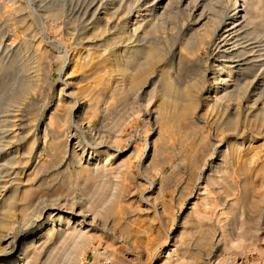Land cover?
I'll list each match as a JSON object with an SVG mask.
<instances>
[{
	"label": "bare ground",
	"instance_id": "6f19581e",
	"mask_svg": "<svg viewBox=\"0 0 264 264\" xmlns=\"http://www.w3.org/2000/svg\"><path fill=\"white\" fill-rule=\"evenodd\" d=\"M88 1L89 0H84V2L80 4V1L76 0V2L73 3L72 6V9L75 10L77 13H82L81 11L84 10L86 15H90V19L89 17L87 19L90 21L89 30L85 33H82L81 36L77 38V40L83 45L85 43L91 42L92 39V45H94L93 42L95 41V39L101 38V40L100 39L99 40L104 43L103 44L104 48L106 47L107 48L106 51L109 52L105 53L106 52L105 49L102 50L101 47L98 48L99 50L97 48H92L90 44H89L90 47L88 46V44H86L81 49L80 48L77 49L73 47L74 50L68 56L69 60H71L70 61L71 66L70 68H66V69L62 68L61 72L63 73V77H61L60 80H58V82L54 84L55 89H59V92L55 97L53 106L50 104V107H48L47 110L45 111L43 110L44 114L47 116V120L43 122L39 120L41 115L40 112H43L40 108L37 109L36 111H33L32 113L30 112L31 115L28 117V119H23V118L21 119V117H19L18 114H15L13 117L17 119L16 121L10 120L11 118H13L11 112L15 111L16 108L21 106V104H24V100L29 101L30 94L32 93L36 94L40 90V88H42L41 85L42 74L44 73L46 75V78H49V73L51 72L50 63L52 62H49L50 61L49 57L56 50V48L59 49L60 46H67L68 42L66 40L69 41V39L66 38L67 35L63 37V35L56 34L55 33L56 28H55L53 33L45 32V35L48 39L47 42L50 43V44L48 43L45 44L43 41L46 39H43L44 38L43 37L42 40L39 41L38 39L36 40L35 39L37 35L36 32L28 29L29 27L28 28H26V26L11 27L7 23L6 24L1 23L0 25V98L1 99L3 98L4 95H6L5 92L7 91L9 85L12 83L11 82L9 84L10 80L14 81V78L15 80H17L15 82L17 86L15 85L14 87H12V89L14 90L13 94L11 96H8V98L7 97L4 98L2 110L4 107L6 114L0 117V125H1L0 126V184L2 183L4 184V185H0V187H3L4 189V187L6 188V185L9 183L10 185L13 184L14 186H18L20 183H22L21 180L19 179L23 178V176L27 173L29 169L28 167L25 170L26 167L24 168V166L27 165L31 166V164L35 162V151L37 144L40 141V139H43L45 145L49 146L50 152L53 155L54 154L59 155L60 153H58V150H63L67 153L70 150H72L71 154L73 160L77 159L83 162V160L84 159L86 160L87 157L89 162L87 163L86 161L87 164H85L86 172L84 173V176L86 178L84 179L90 178L91 180L88 179L90 185L91 183H94L96 185V183H98L99 180H102L103 182L102 187L101 188L99 187L100 191L95 192L98 196H102V195L106 196L107 191L110 188V182H111L110 180H112L110 179V176L116 174L115 177L119 179V181L114 185L115 187L114 192H112L111 190V194H110L111 196H109L108 194V204L106 207L107 214L114 212V215L122 219L127 213L130 214L131 212H133V210L135 211L137 209L141 212L154 214L153 219L150 217L152 220H154L160 216H165V212L167 211L166 206L163 203L162 205H164V207L163 206L158 207L156 204H154V202L150 200L151 198H153V194L155 190H157V193H155V197H154L155 202L157 203L162 199L163 185L157 188L155 184L151 182L150 185H148L149 187L147 188V191H145L146 192L145 197H141L143 203L142 204H140V202L137 203V205H135L136 207L133 206L134 204H132V201L128 203V205L123 204L122 191L125 190L126 187L125 183L128 182L126 177L132 172L131 168L133 167V159L137 158L138 160L137 167L138 166L144 167V164L146 163L145 162L146 157L152 159L150 161L151 164L153 161H155L154 158H156L155 157L156 154L160 153L163 146H167L170 145V143L173 142L176 143L177 141H180L181 144H184L187 150L190 151V153L188 151L187 162L182 163V166H185L184 168L186 169L191 167L193 169L200 168L199 166L202 157L203 156L205 157L207 155V151H206L208 147L207 137L209 136L208 133L210 132L208 131L206 135L204 132L205 131V127H203L204 125L199 122L200 118L204 116L203 115L205 114L204 112L207 113L208 110H212V109L215 110V108L218 107L219 105L220 106L223 105L224 102L228 100L230 101L231 99H234L235 97L243 94L244 92H250L260 87L264 89V38L261 37L264 32V26L262 27V25H260L261 27H256L258 24L257 22L259 21L258 19L260 18L261 20V17L264 18L263 17L264 13L260 12L261 8L264 9V0H177V1L176 0H90L89 2ZM48 2L53 3L55 2V0H49ZM232 4L233 6L235 5V7H233ZM183 6H184V11L194 19L192 20L193 27H189L187 31L185 30L186 32H184L178 48L172 53L170 52L171 51L170 48L173 45L175 46V44H177L175 43L176 36H172V38L171 37L160 38L158 37L157 31L159 30L160 27H164L163 24L166 23L167 21L166 19L170 20L174 16L175 8L177 7L182 8ZM57 7H61V6L57 5ZM18 8H20V6ZM135 8H138V11L136 10L137 14L136 13L132 14ZM22 9L20 10L23 11ZM50 10L49 13L47 14L48 18L53 17L58 19L67 16L66 11L62 7L54 8L53 10H51V12ZM4 16L5 18H7L6 15ZM18 19L21 18L18 17ZM16 20L14 22H16ZM20 21L22 20H19V22ZM222 21H224L223 24ZM57 22L55 21V23ZM62 23L63 22H61V24ZM76 26L77 25L75 24V28ZM43 27L46 29L47 25L43 23L41 25V29ZM18 28L24 30L23 35L17 33L16 30ZM75 28L73 30H75ZM35 29L37 31V27ZM111 29H113L114 31H111ZM12 30H14L13 33H11ZM71 30L72 29L70 28V31ZM73 30L72 32L74 34V32L76 31ZM43 33H44L43 31H40L41 35ZM73 34H71V37ZM251 35L254 36L256 35L257 37L255 36L256 38L255 37L252 38ZM171 40L173 41L171 42ZM118 44L122 45L120 50L117 47H115ZM111 46H114V48H110ZM59 50L61 51V49ZM60 58H62V56H60ZM204 61L205 62L207 61V63H209L210 65L208 66V64H204ZM114 76H117L118 77L117 81L120 82L119 92H116L118 90L115 89L116 95L118 96V98L115 97V99L113 97V94H111L114 92V91L112 92V90H114L113 88L114 86L112 84V77ZM11 77L12 79H10ZM46 86H47V82H46ZM147 86L153 87L152 89L150 88L151 90L149 92L150 95H153L156 92L159 93L161 97L160 103L157 105L156 107L157 111L155 113L156 120L160 126L159 129L160 134L157 135L158 137L156 136L157 138H155L153 145L150 143L152 145V147L150 148V150L152 151L151 154H148V152L146 153L147 147L145 146V144H143L144 142L139 143V141L138 142L134 141L130 145L124 142L125 145L122 144L116 145L110 143L96 142L94 139H92V134L94 135V129L92 128L94 120L100 117L101 118L106 117L105 120H108L107 116H109L110 119L112 118L110 117L111 115L118 113L119 117L117 118V120L115 119V117H113L115 119L113 123V128L115 129V135H116V136L114 135V137H116L115 138L116 140H120L121 142L127 140L128 138L123 139L128 135V133H126L127 130L130 129L132 130L134 129V127L136 128L137 119L142 115L140 113L141 115H139L138 118L136 119L133 118V114L136 113L137 111L135 98L138 95V93H140L143 89L145 91V88ZM201 97H203V100H201ZM256 102L257 99L255 103ZM43 108L45 109V107ZM198 122L203 125L202 129H204V131L200 128L201 126H199L200 124L198 125ZM108 123L109 122L107 121L106 124ZM145 123H147V121ZM239 123H240L239 115L237 116L236 114H233L232 116L230 115V117L226 118L225 124L224 125L221 124L222 126H220L219 130L217 131V132L220 131V134H224L225 131H228L230 133L227 137L220 138L219 142L226 143L227 145L224 147L225 150H221L223 154L219 158L222 159V162L224 163L223 166L224 168L226 166L228 167L229 165L234 164L233 165L235 166L233 167L235 168L234 173L237 175L238 177L237 179L239 180L238 186H240L241 184L240 186L241 188L239 187L238 189V195L231 198L230 197L231 193L229 190L227 189L223 190L224 187L217 188V186H215L216 184L225 185L226 182H230L231 179L230 178L228 179L229 174L223 175L222 173L223 171H220L219 168L214 167L209 175L206 174L208 176L204 180V185L201 186L200 189L202 193L199 194L198 198L195 201L193 200L194 202L192 203V207L190 208L191 210L190 212L188 211L189 212L188 217L192 220V225H194L195 222L204 221L207 217H209L210 209H212L219 202L224 207L223 209H227L225 211L221 209L222 210L221 213L227 212L228 214H226L227 217L225 218L226 219H228L229 217L231 218L230 221L227 222L226 225H224L225 228L224 231H226V233L228 232V234L233 236L235 231L239 230L238 231L239 232L238 235L240 234L239 242L234 245L235 242L233 241L235 240H233L232 241L233 243L231 242L229 243L231 244L230 246L233 245L235 250L237 249L245 250L249 247H252V249L254 247L255 250H258L259 247L257 243L254 244L253 242H251L252 244H249L247 243V241H248V237L250 236L249 234L252 231L249 222L253 220V217L256 218L257 214H260L264 211V163L260 162L261 164L260 165L258 164V159H262V157L264 158V143H261L260 141V143L256 142L255 144H253V137L248 136L249 144L248 143L246 144L248 137H246L243 133L242 134L236 133ZM102 127H104V125ZM144 128H146V126ZM243 128L241 130H243ZM39 129H43V134L38 137L37 136L38 132L36 133L35 131H38ZM258 129L260 130V128ZM206 130H208V128ZM213 132L211 131V133ZM250 135L252 136V134ZM146 138L147 136H145V140ZM218 145H220V143ZM164 149H166V147ZM142 150L143 153L140 154V151ZM162 158L164 159V156ZM164 160H166V158ZM41 162L43 163L44 161ZM41 162L36 163L35 167L31 169V171L29 170L30 172H28L29 174L28 176H26V178H28L27 181L30 182V180H34L33 178L37 176V174H39V172H41L43 168H46L45 163L48 162L45 161L44 163L45 165L42 164ZM156 163L157 162H155L152 165H155ZM146 167L148 169L150 168V165ZM175 167H177V164ZM229 170L232 171V169ZM57 171L56 172L54 171L55 174L59 173L58 169ZM178 173H180V171ZM196 175H197V171H196ZM82 178L80 177L78 178V180L79 179L81 180ZM68 179L69 178L67 177L66 180ZM84 179L83 181L86 182ZM165 179L166 182L170 181V178H165ZM143 180H145L147 184L150 182V179L147 178L146 176L143 178ZM88 183L86 187L90 186L88 185ZM128 183L130 184L131 182ZM185 183L184 185H186ZM33 184L31 185L24 184L25 186L24 189L22 188L23 190L21 189L20 191L18 190V187L14 188L13 186V189H11L9 194L8 193L1 194L0 264H40L42 262V259H44L43 262H45V263L42 262L43 264H76L75 253L79 252L82 249V247L89 245L90 240H93L92 239L93 235L91 234L92 232L90 233V230H88L87 228V225H90L91 223L88 224L87 222L88 220L86 219V216L82 215L81 209L78 210L80 212H77L71 210L68 211V209H65L64 207L61 206L46 207L42 210L39 216H37L36 226L31 228L29 227L30 229L27 228L29 230H27V232L24 233L25 236L21 237L20 236L21 233L18 234L16 232V229H18V227L27 225L28 222L25 221L26 218H28V216L31 215L33 212H37L38 211L37 209H39L41 198L38 196V191L35 190V188L33 187L35 184L34 185ZM62 184L65 185V183ZM83 184L80 183L81 186ZM82 187H84V185ZM88 188L85 189L84 187L83 189L84 191H86V193L88 192L89 195V191H87ZM118 188L119 190H117ZM66 189L68 188H65V190ZM89 189H91V187ZM131 190L133 191L134 189ZM231 190L233 193V189ZM81 191L82 193L84 192L83 190ZM70 192L71 191H69V193ZM74 192L75 190L72 193ZM189 194L190 192L187 193V196H189ZM171 200L170 201L173 202V199ZM177 201L179 203V200ZM169 204L171 206V203ZM216 211L213 212L216 213ZM92 215L94 214L92 213ZM148 215L149 214H147V216ZM168 215L169 217L173 216V215L171 216V212ZM218 218H220L219 215ZM102 219H104L103 216ZM215 220L217 221V219ZM216 221L215 223H217ZM143 222H141V224H143ZM148 224L149 223H147V226ZM145 226L146 225H144L143 228H146ZM149 226L145 230L149 229V231H151ZM25 227H28V225ZM145 232L147 233V231ZM151 232L149 233L151 234ZM197 233L198 232H196V234ZM189 235H191L190 230L183 232L182 237L183 236L188 237ZM149 237H147V243L151 238L155 239L154 236L151 238ZM200 239H202V237ZM206 240L208 239L206 238ZM62 241L64 242L76 241L74 242L75 244H73L75 251H73L71 255L69 254L70 258L68 259L66 256L65 257H60L59 255L52 256L51 254L53 247ZM111 242L109 244L112 245V247L110 245L107 246L108 248L111 247L114 249L113 244ZM200 243L202 244L203 242ZM137 244L139 246V243ZM167 244L168 243H166L162 249L165 250L166 247H170L171 245L172 246L176 245V243L173 244L169 243L168 245ZM148 246L149 245H147L146 247L147 250L150 249V247ZM184 248H186V246ZM230 249L228 247V250ZM97 251L98 253H100L99 250ZM195 251L193 253H195ZM224 251H227V249ZM82 253L83 252H81L80 254L81 256L84 255ZM107 253L109 254V252ZM117 253L119 252L117 251ZM227 253L228 252H226V254ZM108 254H106V257L111 256ZM167 254L170 255V257H172L174 253L172 254L169 251V253ZM113 255L115 256V253ZM178 255L179 254L175 255L176 258L173 255L174 256L173 258H175L173 264L179 262L180 260L183 261L182 260L183 258L179 260ZM130 257L132 258V256ZM245 257H247V255ZM115 259L114 261H116ZM151 260L149 264H151ZM117 261L115 263H117ZM224 264H238V263L228 262Z\"/></svg>",
	"mask_w": 264,
	"mask_h": 264
},
{
	"label": "rangeland",
	"instance_id": "374dc122",
	"mask_svg": "<svg viewBox=\"0 0 264 264\" xmlns=\"http://www.w3.org/2000/svg\"><path fill=\"white\" fill-rule=\"evenodd\" d=\"M18 1V2H17ZM49 0H1L0 1V16H4L6 15L7 18L4 17H0V25L1 23H7L8 25H10L11 27H24L26 26V28L35 31L36 32V40H44L43 42L45 44H50L45 35L46 33H53L54 29H55V33L59 34V35H63V37L66 36L68 40H66L67 42V46H60L59 49H61V51L56 48V50L51 54V56L49 57V62L51 64V72L49 73V78H46V75L43 73L41 76V82H42V88H40V90L35 94H30L29 96V101L28 100H24V104H21L20 107L16 108L15 111H12V117L15 114H18L19 117H21V119H28V117L31 115V113L33 111H36L37 109H41L42 111L47 110L48 107H50V104L53 106V103L55 101V97L57 96V93L59 92V89H55L54 84L56 82H58V80H60L61 77H63V73L62 68L66 69V68H70L71 66V60H69L68 56L71 54V52L74 50V48L77 49H81L83 48L86 44H90V46L92 48H102L105 49V51L107 50V48L103 46V42L100 41L101 38L95 39V41L93 42L94 45H92V39L91 42L85 43V44H81L77 38L81 36L82 33H85L89 30V26H90V21L87 20L88 17L90 19V15H86L85 11H81L82 13H77L75 10L72 9L73 3L76 2V0H55V2L53 3H49ZM80 1V4L82 2H84V0H77ZM90 1V0H89ZM88 1V2H89ZM177 1V0H176ZM3 2V3H2ZM17 2V3H16ZM39 2V3H38ZM13 3V4H12ZM16 3V4H15ZM25 3V4H24ZM23 4V5H22ZM14 5V6H13ZM20 8H18L17 6ZM22 5V7H21ZM32 5V6H31ZM61 6L62 8H64V10L66 11V15L64 17L61 18H53L47 17V14L49 13V10H53L54 8H61V7H57ZM17 8H16V7ZM24 6V8H23ZM64 6V7H63ZM233 6V4H232ZM235 7V5L233 6ZM23 8V9H22ZM29 8V9H28ZM39 8V9H38ZM70 8V9H69ZM261 8V7H260ZM259 8V9H260ZM13 9V10H12ZM19 9V10H18ZM20 9H22L23 11H21ZM34 9V10H33ZM178 9V10H177ZM50 10V12H51ZM138 8H135L134 11L132 12V14H137ZM8 11V12H7ZM35 11V12H34ZM45 11V12H43ZM47 11V13H46ZM181 11V12H180ZM174 16L169 20L166 19V23L163 24L164 27H160L159 30L157 31L158 37L160 38H167V37H171L172 36H176V41L175 46L173 45L170 48V52H174L181 40H182V36L184 34V32H186L188 30L189 27H193V21L194 20L192 17H190L185 11H184V6L182 8H175L174 10ZM180 12V13H179ZM184 12V13H183ZM260 12L264 13V9H260ZM3 13V14H2ZM182 13V14H181ZM2 14V15H1ZM11 14V15H10ZM23 14V15H22ZM76 14V16H75ZM9 17H8V16ZM17 15V16H16ZM29 15V16H28ZM78 16V17H77ZM83 16V18H82ZM17 17V20H16ZM21 18V19H18ZM23 17V18H22ZM41 17V18H40ZM73 17V18H72ZM264 17V16H263ZM9 18V20H8ZM27 18V20H26ZM44 18V19H43ZM75 18V19H74ZM176 18V20H175ZM186 18V20H185ZM188 18V19H187ZM190 18V19H189ZM5 19V21H4ZM42 19V21H41ZM60 19V20H59ZM82 19V20H81ZM263 19V20H262ZM8 20V21H7ZM16 20V22H14ZM19 20H22L19 22ZM58 20V22H57ZM63 20V21H62ZM72 20V21H71ZM259 21L257 22V26L256 27H261L260 25H262V27L264 26L263 22H264V18L261 17L258 19ZM10 21V22H9ZM32 21V22H31ZM55 21L57 23H55ZM74 21V22H73ZM81 23H80V22ZM61 22H63L61 24ZM70 22V23H69ZM171 22V23H170ZM179 22V23H178ZM32 23V24H31ZM45 23L47 25V28L45 29L44 27L41 29V25ZM69 23V24H68ZM74 23V24H73ZM85 23V24H84ZM224 23V21H222V24ZM263 23V24H262ZM31 26L34 25V26ZM53 24V25H52ZM57 24V25H56ZM61 24V25H60ZM72 24V25H71ZM75 24L77 25L75 28ZM170 24V25H169ZM52 25V26H51ZM56 25V26H55ZM71 25V26H70ZM55 26V27H54ZM58 26V27H57ZM68 26V27H67ZM73 26V27H72ZM37 27V31L36 28ZM54 27V28H53ZM73 30L75 28L76 31L72 32V30L70 31V28ZM85 27V29H84ZM169 27V28H168ZM51 28V29H50ZM60 28V30H59ZM162 28V29H161ZM186 28V29H185ZM34 29V30H33ZM58 29V30H57ZM68 29V30H66ZM83 29V30H82ZM174 29V31H173ZM57 30V31H56ZM169 30V31H168ZM176 30V31H175ZM186 30V31H185ZM14 30H12L11 33H13ZM18 34L23 35L24 30L23 29H17L16 30ZM40 31H43L44 33L41 35ZM111 31H114L113 29H111ZM173 31V32H172ZM66 32V33H65ZM80 32V34H79ZM170 32V33H169ZM262 32V30H261ZM10 33V34H11ZM61 33V34H60ZM69 33V34H68ZM165 33V34H163ZM182 33V34H181ZM71 34L72 37H71ZM167 34V35H166ZM179 34V35H178ZM264 34V32H263ZM262 34V38H264ZM108 35V34H107ZM106 35V36H107ZM256 36V35H255ZM254 35H251L252 38L255 37ZM41 37V38H40ZM250 37V35H249ZM257 37V36H256ZM255 37V38H256ZM40 38V39H39ZM73 39V40H72ZM100 39V40H99ZM72 41V42H71ZM173 40H171L172 42ZM73 43V44H72ZM96 43V44H95ZM102 43V44H101ZM174 43V42H173ZM98 44V46H97ZM71 46V47H70ZM89 46V47H90ZM103 46V47H102ZM120 44L116 45L115 47H117L119 50L121 49ZM64 47V48H63ZM74 47V48H73ZM109 48V47H108ZM110 48H114V46H111ZM66 50V51H65ZM99 50V49H98ZM63 51V52H62ZM104 51V52H105ZM67 52V53H65ZM70 52V53H69ZM109 51H106L105 53H107ZM57 53V54H56ZM62 53V54H61ZM60 54V55H59ZM65 55V56H64ZM60 56H62V58H60ZM64 56V57H63ZM57 57V58H56ZM63 61H62V60ZM67 61V62H66ZM69 61V62H68ZM56 62V63H55ZM62 62V64H61ZM65 62V63H64ZM68 63V64H67ZM70 63V64H69ZM53 64V65H52ZM204 64H208V66L210 65L209 63H207V61H204ZM64 65V66H63ZM67 66V67H66ZM211 67V66H210ZM61 73V74H60ZM115 77V79H114ZM112 77V84H113V88L114 90H112L113 93V97L115 99L118 98V96L116 95V92H119L120 89V82L117 81L118 77L114 76ZM14 78V77H13ZM12 79V77L10 78ZM56 79V80H55ZM17 80L14 81L10 80L9 82V87L7 89V91L5 92L6 95L3 96V98L0 100V117L5 115L6 112L4 110H2V106H3V102H4V98H8V96H11L13 94V89L12 87H14L16 85ZM46 82H47V86H46ZM116 82V83H115ZM212 82V81H210ZM44 83V84H43ZM50 84V85H49ZM119 85V86H117ZM17 86V85H16ZM50 87V88H49ZM118 87V88H117ZM150 88L152 89V86H147L144 89L138 93V95L136 96V108L137 111L136 113L133 114V118H138L139 115H141L138 119H137V126L136 128L134 127V129H130L127 130L126 133H128V135L123 138L127 140L125 141H120V140H116L114 137L115 135V129L113 128V123L115 121V119L117 120V118L119 117L118 113L111 115L109 119V116H107L108 120H105V118H98L95 119L93 122V126L92 128L94 129V135L92 134V139H94L96 142H103V143H110V144H122L125 145V143L128 145L132 144L134 141L139 143L144 142L143 144H145V146L147 147L146 153L148 152V154H151V150L150 148L152 147V145L154 144L155 138H157L158 134H160V126L156 120V107L157 105L160 103V95L159 93H154L153 95H150ZM261 88V87H260ZM256 88L258 90H253L250 92H244L243 94L235 97L234 99H231L230 101H226L224 102L223 105H219L218 107L215 108V110H208V112H204L205 114H203L198 122V125L201 126L200 128L202 129V126L205 127V131L204 129H202L205 134L207 135L208 131H210L208 133L207 140H208V147L206 149L207 151V155L204 157H202L201 159V163H200V168H196L193 169L191 168H184L185 166H182V163L187 162L188 160V151L187 148L184 146V144H181L180 141H177L176 143H170V145L167 146H163V148L161 149L160 153L156 154V158L155 161H153L150 164V161L152 159H150L149 157H146L145 159V164L144 167H137V158L133 159V167L131 168V173L126 177L128 182L134 183L133 184H129L128 182H126L125 180V192L122 191L123 196L122 195V200H123V204H127L130 203L132 201V204H134L133 206L137 205V203L140 202V204L143 203V201L141 200V197H145L147 188L149 187L148 185H150V183H154L155 186L158 188L161 185H163V190H162V199L160 201H158L157 203L155 202V193H157V190H155L154 194H153V198H151L150 200L152 202H154V204H156L158 207H164V205L166 206V212H165V216H160L154 220V214L152 213H146V212H141L139 210H133V212H131L130 214L127 213L122 219H120L119 217H117L116 215H114V212L107 214L106 213V207L108 204V194L109 196H111V190L112 192H114V185L115 183H117L119 181V179H117L115 177L116 174H114L113 176H110V188L107 191L106 196H98L95 192L100 191L99 189L102 187V180L96 181L98 183H96V185L94 183H91L88 179H84L86 178L84 176V173L86 172V165L89 161L86 157V160L84 159L83 162L80 160H73L72 159V150H70L68 153L63 151V150H58V153H60L59 155L57 154H52L50 152V148L48 145H45L43 139H40V141L37 144L36 147V151H35V162H33L30 165L24 166L25 170L29 167L27 173L23 176V178H20L19 180H21L22 183H20L18 186H14L13 184L10 185L7 184L6 188L4 187H0V197L2 193L5 194H9L11 189H13L15 187H18V190L20 191L22 188L24 189V184H33L35 190L38 191V196L41 198L40 199V205H39V209H37V212H33L31 215L28 216V218H26L25 221L28 222V227H25L27 225H24L22 227H18V229H16V232L18 234H20L21 237L25 236L24 233L27 232V230H29L31 227H35L36 226V218L37 216H39V214L42 212V210L46 207H52V206H56V207H64L65 209H68V211H78L79 209H81V213L83 216H86V219L88 220V224L87 228L88 230H90V233L93 235V240H90L89 245H86L85 247H82V249L75 253L76 254V264H149L150 260H151V264H173L174 259L176 258L175 255L179 254L178 258L179 260L182 259L183 261H179L176 262L175 264H224V263H238V264H264V211L260 214L256 215V218L253 217V220H251L250 223V228L252 229L251 233L249 234L250 236L248 237V241L247 243L252 244L251 242H253L254 244H258L259 249L255 250L254 247L252 249V247H249L245 250H240L237 249L235 250L234 246H230L231 244H229L230 242L234 243V245L236 243L239 242L240 239V234L238 235V231H235L234 235L231 236L230 234H228V232L226 233L224 225H226L227 222L230 221V217L228 219H226L225 217H227L226 214H228L227 212H222L227 210V209H223L224 207L222 206V204H220L219 202L212 208L210 209V214L209 217H207L204 221H198L195 222L194 225H192V220L188 217L189 216V212H190V208L192 207V203L198 198L199 194L202 193L201 186L204 185V180L206 179V177L210 174L211 170H213V168H219L220 171H223V175H228V179L230 178L231 181L230 182H226L225 185L222 184H216L215 186H217V188H223V190H229L231 195L230 197L233 198L235 196L238 195V189L241 186L239 185V180L237 179V175L234 173V169L233 166L234 164L229 165L228 167L226 166L225 169L224 163L222 162V159L219 158L221 157V155L223 154V152H221V150H225V146L227 145L226 143L223 142H219L220 138L222 137H227L230 133L228 131H225L224 134H220V131L217 132L219 130V127L225 124V120L227 117H230V115L232 116L233 114L239 115L240 117V123L238 125L237 128V134H244L246 137L250 136L253 137V144L257 143H264V89L263 88ZM46 89V90H45ZM112 89V88H111ZM115 89H117L118 91H116ZM44 90V91H43ZM57 90V91H56ZM149 90V91H148ZM158 90V89H157ZM156 90V91H157ZM116 91V92H115ZM42 92V93H41ZM111 92V91H110ZM39 93V94H38ZM52 93V94H51ZM145 93V94H143ZM51 94V95H50ZM116 96H115V95ZM118 94V93H117ZM246 94V96H245ZM33 95V96H32ZM140 95V97H139ZM258 95V96H257ZM40 96V98H39ZM253 98H252V97ZM256 96V97H255ZM47 98V99H46ZM50 98V99H49ZM148 98V99H147ZM36 99V100H35ZM237 99V100H236ZM257 99V102L255 103ZM39 100V101H38ZM44 100V101H43ZM119 100V99H118ZM147 100V102H146ZM201 100H203V97H201ZM236 100V101H235ZM245 100V101H244ZM253 100V101H252ZM42 101V102H41ZM262 101V102H261ZM45 102V103H44ZM119 102V101H118ZM139 102V103H137ZM146 102V103H145ZM234 102V104H233ZM250 104H249V103ZM27 103V104H26ZM226 103V104H225ZM45 104V105H44ZM49 104V105H48ZM120 104V103H119ZM235 105V106H234ZM263 105V106H262ZM148 106V107H147ZM36 107V108H35ZM45 107V109L43 108ZM235 107V108H234ZM259 107V108H258ZM120 108V107H119ZM139 109V110H138ZM219 109V110H218ZM234 109V110H233ZM236 109V110H235ZM248 109V110H247ZM256 109V111H255ZM29 110V111H28ZM225 110V111H224ZM232 110V112H231ZM261 110V111H260ZM26 111V112H25ZM43 112H40V121H46L47 120V116L44 114ZM204 111V110H203ZM31 112V113H30ZM212 112V113H211ZM223 112V113H222ZM28 113V114H27ZM141 113V114H140ZM203 113V112H202ZM211 114V115H210ZM218 114V115H217ZM21 115V116H20ZM24 115V116H23ZM28 115V116H27ZM206 115V116H205ZM211 116V117H209ZM217 116V117H216ZM115 117V119L113 118ZM215 117V118H214ZM245 117V118H244ZM206 118V119H205ZM213 118V119H212ZM220 118V119H219ZM215 119V120H214ZM10 120L12 121H16V118H11ZM113 120V121H112ZM144 120V121H143ZM213 120V121H212ZM220 120V121H219ZM105 121V123H104ZM107 121L109 122L108 124ZM147 121V123H145ZM156 121V122H155ZM205 121V122H204ZM218 121V122H217ZM245 121V122H244ZM111 122V123H110ZM215 122V123H214ZM255 122V125H254ZM104 123V124H103ZM212 126H211V124ZM218 123V124H216ZM263 123V124H262ZM111 124V125H110ZM142 124V125H141ZM146 128H144L145 126ZM155 124V125H154ZM222 124V125H221ZM244 124V125H243ZM104 125V127H102ZM141 125V126H140ZM243 125V126H242ZM260 125V126H259ZM263 125V126H262ZM1 126V125H0ZM107 126V127H105ZM140 126V129H139ZM144 126V127H143ZM210 126V127H209ZM217 126V127H214ZM250 126V127H249ZM143 127V129H142ZM244 127V128H243ZM97 128V129H96ZM208 128V130H206ZM211 130H210V129ZM243 128V130H241ZM260 128V130L258 129ZM101 129V131H100ZM136 129V130H135ZM152 129V130H151ZM216 129V130H214ZM98 130V132H97ZM258 130V132H257ZM104 131V132H102ZM136 131V132H135ZM138 131V132H137ZM211 131L213 133H211ZM216 131V132H215ZM242 131V132H241ZM256 131V135L255 134ZM260 131V132H259ZM37 133V136L39 137L40 135L43 134V129H39L38 131H35ZM100 132V133H99ZM102 132V133H101ZM143 132V133H142ZM241 132V133H239ZM250 132V133H249ZM254 134H253V133ZM104 133V134H103ZM142 133V135H141ZM102 134V135H101ZM112 134V136H111ZM138 134V135H137ZM150 134V135H149ZM252 134V136L250 135ZM100 135V136H99ZM104 135V136H103ZM215 135V136H213ZM221 135V136H220ZM223 135V136H222ZM257 137H256V136ZM262 135V136H261ZM96 136V137H95ZM116 136V135H115ZM145 136H147L146 140H145ZM157 136V137H156ZM212 136V137H211ZM220 136V137H218ZM100 137V138H99ZM112 137V138H111ZM132 137V138H130ZM135 139H134V138ZM153 137V138H152ZM108 138V139H107ZM130 138V139H129ZM138 138V139H137ZM149 138V139H148ZM154 139V140H153ZM211 139V141H210ZM219 139V140H218ZM261 139V140H260ZM115 140V142H114ZM132 140V141H131ZM150 142H149V141ZM229 140V138H228ZM128 141V142H127ZM146 141V142H145ZM218 141V142H217ZM119 142V143H118ZM125 142V143H124ZM147 143V144H146ZM152 145H151V144ZM220 143V145H218ZM249 144V137L248 140L246 141V144ZM180 144V145H179ZM43 145V146H42ZM212 145V146H211ZM149 146V147H148ZM177 146V147H176ZM166 147V149H164ZM171 148V149H170ZM182 148V149H181ZM177 149V150H176ZM216 149V150H215ZM175 151V152H174ZM167 152V153H166ZM169 152V153H168ZM173 152V153H172ZM220 152V153H219ZM66 153V154H65ZM143 153V150L140 151V154ZM165 153V154H164ZM190 153V151H189ZM164 154V155H163ZM56 155V156H55ZM164 156V159L166 158V160H164L162 157ZM214 155V156H213ZM149 156V155H148ZM162 156V157H161ZM63 157V158H62ZM37 158V159H36ZM162 158V160H161ZM177 158V159H176ZM218 158V159H217ZM150 159V160H149ZM168 159V160H167ZM62 160V161H61ZM173 160V161H172ZM41 161H44L43 163ZM48 162V163H45ZM87 161V163H86ZM172 161V162H171ZM183 161V162H182ZM41 162L42 164H46V168H43V170L41 172H39V174H37V176H35L33 179L35 180H30L27 181L28 178H26V176H28V172L31 171V169H33L35 167V164ZM155 162H157L155 165ZM264 163V158L262 157V159H258V164L260 165L261 163ZM59 163V164H58ZM64 163V164H63ZM149 163V164H148ZM44 164V165H45ZM50 164V165H49ZM74 164V165H73ZM171 164V165H170ZM177 164V167H175ZM67 165V166H66ZM70 167H69V166ZM135 165V166H134ZM150 165V168L147 169L146 166ZM163 165V166H162ZM220 165V166H219ZM56 166V167H55ZM74 166V167H73ZM153 168H152V167ZM159 166V167H158ZM211 166V167H210ZM232 166V168H231ZM31 167V168H30ZM51 167V168H50ZM62 167V168H61ZM72 167V168H71ZM84 167V168H83ZM156 167V168H155ZM202 167V168H201ZM50 168V169H49ZM60 168V169H59ZM66 170H65V169ZM69 168V169H68ZM178 168V169H177ZM206 168V169H205ZM222 168V169H221ZM57 169L59 170V173L55 172L57 171ZM79 169V170H78ZM175 169V170H174ZM180 169V170H179ZM229 169H232L229 170ZM30 170V171H29ZM65 170V172H64ZM141 170V172H140ZM178 170V171H177ZM205 170V171H204ZM229 170V171H228ZM47 171V172H46ZM53 171V172H51ZM55 171V172H54ZM69 171V172H68ZM140 173H139V172ZM177 171V172H176ZM180 171V173H178ZM188 171V172H187ZM196 171H197V175H196ZM203 171V172H202ZM58 172V171H57ZM159 172V173H158ZM182 172V173H181ZM207 172V173H206ZM64 173V174H63ZM71 173V174H69ZM138 173V174H137ZM145 173V174H144ZM176 173V174H175ZM43 174V175H42ZM45 174V175H44ZM49 174V176H48ZM59 174V175H57ZM134 176H133V175ZM180 174V175H179ZM189 174V175H188ZM203 174V175H202ZM208 174V175H206ZM233 174V177H232ZM68 175V176H67ZM71 177H70V176ZM80 175V176H79ZM83 175V176H82ZM132 175V176H131ZM137 175V176H136ZM202 175V176H201ZM77 176V177H76ZM147 177L150 179V182L147 184L145 180H143L144 177ZM161 176V177H160ZM188 176V177H187ZM63 177V178H62ZM67 177L69 178L68 180ZM82 178L81 180L78 178ZM113 177V178H112ZM132 177V178H131ZM176 177V178H175ZM36 178V179H35ZM61 178V179H60ZM76 178V180H75ZM131 178V179H130ZM165 178H170V181L166 182ZM174 178V179H173ZM183 178V179H181ZM188 178V179H187ZM192 180H191V179ZM60 179V180H59ZM83 179L86 181L84 182ZM139 179V181H138ZM23 180V181H22ZM52 180V181H51ZM91 180V179H90ZM142 180V181H140ZM161 180V181H160ZM175 180V181H174ZM181 180V181H179ZM203 180V181H202ZM233 180V181H232ZM34 181V182H33ZM40 181V182H39ZM60 181V182H59ZM64 181V182H63ZM70 181V183H69ZM76 181V182H74ZM81 181V182H80ZM83 181V182H82ZM93 181V180H92ZM144 181V182H143ZM173 181V182H172ZM183 181V182H182ZM189 181V182H187ZM47 182V183H46ZM78 182V184H77ZM89 182V183H88ZM142 182V183H141ZM175 182V183H174ZM179 182V183H178ZM186 182V183H185ZM232 182V183H231ZM58 183V184H57ZM62 183H65V185H63ZM81 184L84 185L85 189L86 188H90L91 189H87V191H89V195L88 192L86 193V191H84V187H82ZM87 183L88 187L87 186ZM165 183V184H164ZM184 183L186 185H184ZM199 183V184H198ZM51 184V185H50ZM57 184V185H56ZM72 184V185H71ZM75 184V185H74ZM77 184V185H76ZM182 184V186H181ZM235 184V185H233ZM0 185H4L3 183ZM16 185V184H15ZM63 187H61V186ZM71 185V186H70ZM95 185V186H94ZM143 185V186H142ZM179 185V186H178ZM197 185V186H196ZM228 185V186H226ZM233 185V186H232ZM77 186V187H76ZM94 186V187H93ZM167 186V187H166ZM231 188H230V187ZM235 186V187H234ZM73 187V188H72ZM76 187V188H75ZM83 190L84 195L82 193ZM93 187V188H92ZM100 187V188H99ZM177 187V188H176ZM182 187V189H181ZM234 187V188H233ZM65 188H68L65 190ZM71 188V190H70ZM184 188V190H183ZM198 188V189H197ZM230 188V189H229ZM236 188V189H235ZM241 188V187H240ZM9 189V190H8ZM22 189V190H23ZM78 189V190H76ZM93 189V190H92ZM95 189V191H94ZM131 189H134L133 191ZM181 189V190H179ZM196 189V190H195ZM233 189V193L232 190ZM75 190L74 193H72ZM119 190V188L117 189ZM67 191V192H66ZM69 191H71L69 193ZM81 191V193H80ZM175 191V192H174ZM200 191V192H199ZM222 191V189H221ZM48 192V193H47ZM93 192V193H92ZM190 192L189 196H187V193ZM198 192V193H197ZM235 192V193H234ZM144 193V194H143ZM179 193V194H178ZM183 193V194H182ZM194 193V194H193ZM46 194V195H45ZM58 194V195H57ZM68 194V195H67ZM45 195V197H44ZM56 195V196H55ZM67 195V198H66ZM142 195V196H141ZM197 197H195V196ZM233 195V196H232ZM51 196V197H50ZM132 196V197H131ZM148 196V195H147ZM172 196V197H171ZM178 196V197H177ZM71 197V198H70ZM88 199H87V198ZM91 197V198H90ZM126 197V198H124ZM136 197V198H134ZM134 198V199H133ZM195 198V199H194ZM131 199V200H130ZM139 199V200H138ZM173 199V202H171ZM44 200V201H43ZM72 200V201H71ZM129 200V201H128ZM171 200V201H170ZM179 200V203L178 201ZM182 200V201H181ZM194 200V201H193ZM49 201V202H48ZM62 201V202H61ZM96 201V202H95ZM125 201V202H124ZM127 201V202H126ZM138 201V202H136ZM142 201V202H141ZM164 201V202H163ZM186 201V202H185ZM53 202V203H52ZM168 202V204H167ZM73 203V204H72ZM95 203V204H94ZM162 203L164 205H162ZM166 203V204H165ZM171 203V206L170 204ZM178 203V204H177ZM89 204V205H88ZM174 204V205H172ZM73 205V206H72ZM78 205V206H77ZM218 205V206H217ZM221 205V206H220ZM89 206V207H88ZM103 206V207H102ZM73 207V208H72ZM79 207V208H78ZM136 207V206H135ZM175 207V208H174ZM91 209V210H90ZM170 209V210H169ZM172 209V210H171ZM222 209V210H221ZM217 210V211H216ZM84 211V212H83ZM181 211V212H180ZM189 211V212H188ZM216 211V213L214 212ZM220 211V212H219ZM86 212V214H85ZM89 212V213H88ZM139 212V213H138ZM171 212V216L169 217V213ZM212 212V213H211ZM89 215H88V214ZM92 213L94 215H92ZM138 213V214H137ZM214 213V216H213ZM221 213V215H220ZM107 214V215H106ZM137 214V215H136ZM143 214V215H141ZM145 214V216H144ZM147 214H149L147 216ZM151 214V215H150ZM179 214V215H178ZM225 214V215H224ZM141 215V216H140ZM153 215V216H152ZM218 215L220 218H218ZM102 216L104 217V219H102ZM138 216V217H137ZM143 216V217H142ZM183 216V217H182ZM229 216V215H228ZM108 219H107V218ZM114 217V219H113ZM134 217V218H133ZM152 219H151V218ZM165 217V218H164ZM222 217V218H221ZM93 218V219H92ZM128 218V219H127ZM168 218V219H167ZM210 218V219H209ZM224 218V219H223ZM92 219V220H89ZM107 219V220H106ZM113 219V220H112ZM151 219V221H150ZM212 219V220H211ZM217 219V221L215 220ZM99 220V221H98ZM112 220V221H111ZM123 220V221H122ZM129 220V221H126ZM162 220V221H161ZM165 220V221H164ZM93 221V222H92ZM126 221V222H125ZM145 221V222H143ZM171 221V222H170ZM215 221L217 223H215ZM222 223H220V222ZM24 222V221H22ZM21 222V223H22ZM30 222V223H29ZM101 222V223H100ZM133 222V223H132ZM141 222H143V224H141ZM162 222V223H161ZM165 222V223H164ZM214 222V223H213ZM254 222V223H253ZM20 223V224H21ZM135 223V224H134ZM150 227L149 229L145 230L148 226ZM160 223V224H159ZM164 223V224H163ZM182 223V224H181ZM186 223V224H185ZM252 223V224H251ZM87 224V223H86ZM153 224V225H152ZM155 224V225H154ZM198 224V225H197ZM100 225V226H99ZM110 225V226H109ZM135 225V226H134ZM139 225V226H138ZM144 225H146V228H143ZM164 225V227H163ZM181 225V226H180ZM222 225V226H221ZM152 226V227H151ZM167 226V228H166ZM199 226V228H198ZM206 226V227H205ZM221 226V227H220ZM30 227V228H29ZM132 227V228H131ZM137 227V228H136ZM158 227V228H157ZM194 227V228H193ZM201 227V228H200ZM204 227V228H203ZM213 229H210V228ZM29 228V229H27ZM119 228V229H118ZM122 228V229H121ZM125 230H124V229ZM165 230H164V229ZM185 228V229H183ZM196 228V230H195ZM220 228V229H219ZM132 229V230H131ZM142 229V230H141ZM187 229V230H186ZM195 231H194V230ZM201 229V230H200ZM203 229V230H202ZM219 229V230H218ZM256 229V230H255ZM103 230V231H102ZM108 230V231H106ZM140 230V231H139ZM147 231V233L145 231ZM157 230V231H156ZM170 230V231H169ZM180 230V231H179ZM191 235H189L188 237H185L183 235V232L185 231H189ZM199 230V231H198ZM209 230V231H208ZM214 230V231H213ZM120 231V232H119ZM159 231V233H158ZM162 231V232H161ZM167 231V232H166ZM183 231V232H181ZM192 231V232H191ZM110 232V233H109ZM127 232V233H126ZM151 232V234L149 233ZM196 232H198L196 234ZM202 232V233H201ZM237 232V233H236ZM99 233V234H98ZM119 233V234H118ZM129 233V234H128ZM136 233V234H135ZM163 233V234H162ZM168 233V234H167ZM195 235H194V234ZM200 233V235H199ZM206 235H205V234ZM89 234V235H91ZM96 234V235H95ZM108 234V235H107ZM134 234V235H133ZM178 234V235H177ZM220 234V235H219ZM128 235V236H127ZM212 235V237H211ZM238 235V236H235ZM252 235V236H251ZM115 236V237H114ZM134 236V237H133ZM155 237V239L153 240L151 237ZM205 236V237H203ZM222 236V237H221ZM95 237V238H94ZM121 237V238H120ZM141 237V239H140ZM147 237L151 238L148 243H147ZM170 237V238H169ZM202 237V239H200ZM214 237V238H213ZM236 237V239H235ZM238 237V238H237ZM129 240H128V239ZM148 238V239H149ZM158 238V241H157ZM172 238V239H171ZM175 238V239H174ZM198 238V239H197ZM206 238L208 240H206ZM211 238V239H209ZM263 238V239H262ZM96 239V240H95ZM101 241H100V240ZM134 241H133V240ZM189 239V241H188ZM223 239V240H222ZM228 239V240H227ZM121 240V241H120ZM138 240V241H137ZM187 240V241H186ZM235 240V241H233ZM237 240V241H236ZM65 241V240H64ZM60 242L58 243L56 246L53 247L52 249V256H60V257H67L70 258L71 253H73V251H75V248L73 247V244H75L74 242L76 241H71V242ZM92 241V242H91ZM112 241V242H111ZM139 243L138 244L136 243ZM141 241V243H140ZM152 241V242H151ZM155 241V242H154ZM157 241V242H156ZM174 241V242H173ZM193 241V242H192ZM203 242L202 245L200 242ZM221 241V242H220ZM233 241V242H232ZM113 244V248L112 245H110L109 243ZM125 242V243H124ZM133 242V243H132ZM143 242V243H142ZM150 242V243H149ZM180 242V243H179ZM187 244H186V243ZM195 242V243H194ZM228 242V243H227ZM91 243V244H90ZM99 243V244H98ZM119 243V244H118ZM121 243V244H120ZM136 243V244H135ZM147 243V244H146ZM166 243H176L175 246H170V247H166V249H162L164 247V245ZM226 246H225V244ZM65 244V245H64ZM101 244V245H100ZM127 244V245H126ZM155 244V245H154ZM167 244V245H168ZM186 244V245H185ZM191 244V245H190ZM94 245V246H93ZM107 245H110L108 248ZM122 245V246H121ZM124 245V246H123ZM130 245V247H129ZM143 245V246H142ZM147 245H149L148 247H150L149 250H147ZM196 245V246H195ZM202 245V246H201ZM90 246V248H89ZM98 246V247H97ZM121 246V247H120ZM186 246V248H184ZM263 246V247H262ZM58 247V248H57ZM60 247V248H59ZM123 247V248H122ZM145 247V248H144ZM152 247V248H151ZM173 247V248H171ZM184 249H183V248ZM195 247V248H194ZM229 249L231 250H228ZM233 247V248H232ZM74 248V249H73ZM88 248V249H87ZM141 248V249H140ZM179 250H178V249ZM224 248V249H223ZM87 249V250H86ZM94 249V251H93ZM122 249V250H120ZM132 249V251H131ZM153 249V250H152ZM161 249V250H160ZM177 249V250H176ZM227 251H224L226 250ZM234 249V250H232ZM100 253H98V251ZM111 250V251H110ZM116 250V251H115ZM121 252H120V251ZM140 250V252H139ZM147 250V252H146ZM159 250V251H158ZM173 252H172V251ZM196 250V251H195ZM86 251V252H84ZM105 251V252H104ZM114 251V252H113ZM117 251L119 253H117ZM129 251V252H128ZM158 251V252H157ZM174 253L173 255L175 256V258H173L174 256L172 255V257H170V255H168L167 253ZM177 251V252H176ZM195 251V253H193ZM199 253H198V252ZM233 251V252H232ZM250 251V253H249ZM256 251V252H255ZM260 251V252H259ZM81 252H83L82 254L84 255H80ZM97 252V253H96ZM109 252V254L107 253ZM135 252V253H134ZM142 252V253H141ZM157 252V253H156ZM166 252V253H165ZM191 252V253H190ZM215 252V253H214ZM225 252V253H224ZM226 252H228L226 254ZM231 252V253H230ZM57 253V254H56ZM112 253V254H110ZM115 253V256L113 255ZM150 253V255H149ZM157 255H156V254ZM163 253V254H162ZM187 253V254H185ZM197 253V254H196ZM207 253V254H206ZM233 253V254H232ZM255 253V254H254ZM70 254V255H69ZM106 254L111 255L106 257ZM117 254V255H116ZM126 254V255H125ZM147 254V255H146ZM162 254V255H160ZM166 254V255H165ZM182 254V255H181ZM244 254V255H243ZM257 254V255H256ZM156 255V256H155ZM247 255V257H245ZM260 255V256H259ZM103 256V257H102ZM132 256V258L130 257ZM160 256V257H159ZM183 256V257H181ZM191 256V257H190ZM207 256V257H206ZM218 256V257H217ZM121 259H119V258ZM147 257V258H145ZM165 260H164V258ZM186 257V258H185ZM189 257V258H188ZM193 257V258H192ZM242 259H241V258ZM82 261H81V259ZM112 258V259H111ZM117 261V263H115L116 261H114V259ZM172 258V259H171ZM191 258V259H190ZM215 258V259H214ZM219 258V259H218ZM263 258V261H262ZM106 259V260H105ZM109 259V260H108ZM134 259V260H133ZM143 259V260H142ZM155 259V260H154ZM206 259V260H205ZM208 259V260H207ZM113 260V261H112ZM133 260V262H132ZM148 260V263H147ZM173 260V261H172ZM187 260V261H186ZM231 260V262H230ZM235 260V261H234ZM244 260V261H243ZM44 261V259H42V262ZM112 261V262H111ZM125 261V262H124ZM136 261V262H135ZM165 261V262H164ZM251 261V262H250ZM40 264H43V263ZM47 262V260H46ZM144 262V263H143ZM204 262V263H203ZM260 262V263H258Z\"/></svg>",
	"mask_w": 264,
	"mask_h": 264
}]
</instances>
